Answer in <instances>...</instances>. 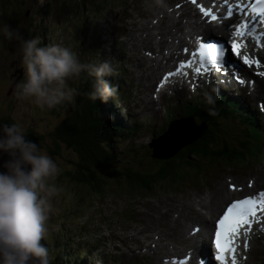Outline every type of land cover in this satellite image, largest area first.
<instances>
[{
	"label": "rangeland",
	"instance_id": "rangeland-1",
	"mask_svg": "<svg viewBox=\"0 0 264 264\" xmlns=\"http://www.w3.org/2000/svg\"><path fill=\"white\" fill-rule=\"evenodd\" d=\"M31 2L32 0H4L3 5L2 1L3 7H0V24L6 23L10 28L18 29L24 38L25 35L30 32V28L33 29L34 27L36 36L41 38L43 44L60 43L63 46L68 47L82 62L97 63L99 61L108 60L114 69H118L121 72L127 68V71H124L126 77H124L121 73L127 84L135 73L132 72L131 65L126 66L123 63L124 59H119V56L116 55V48L118 45L117 43L124 40L131 48L132 41L130 38L132 37V34H135L136 41L134 42L133 49L129 52L134 56L135 54L137 55V53L145 54L142 51L138 52V49L134 51L136 47L140 48L141 41L143 44L150 42L149 44L155 46L154 41L149 38H143L145 32L143 31V27L139 26L137 22H146L147 20L154 21V12L158 9L159 3H162L161 0H34L36 5L35 9L40 11V14L35 15V17L32 16L30 8L27 11L29 3ZM181 2L184 1L177 0V4H182ZM45 5H47L46 8H44ZM170 8H174V6H171ZM44 10L47 11L44 12ZM142 14H145L146 16L144 17ZM58 22H60L59 25L57 24ZM166 22L167 21L164 17V19H162L161 25H159V28H167V25H165ZM105 29L108 31V33L105 31ZM154 32H156V29ZM154 32L151 37L152 39L153 35L155 34ZM169 33H171V31H169ZM33 36L35 35L33 34ZM79 40H81V45L77 46ZM126 54L127 52L124 55ZM11 60H20L17 42H9L0 36V119H10L26 133L29 132L28 129L35 132L38 137L37 143L39 142L38 145L40 144L39 147L41 151L46 152L49 156H51L61 170L60 174L54 181L56 186L61 189V191L57 196L52 198L53 208L49 213V218L45 224L46 234L43 241L45 244H52L54 242L53 232H59L62 228L65 231H60V236L64 237L63 233H76L75 236H73L74 241L76 238L80 239L82 244L91 245L93 250L97 249V251L92 253V257L94 259L99 258L100 263H102V261L104 262L105 252H109L112 254V256H116V264H130L127 256L123 257L124 254L121 255V253L111 249L113 242L106 246L107 243L103 236H106L108 228L114 230V234L120 238L123 235H130L134 232V229H141L144 226H136L141 224L140 221L143 220L144 224H147L148 221L152 219L151 217L156 214L155 212L158 205L157 200L159 198L163 207L162 211L164 212L166 210L162 201L164 195H172L171 193H176L173 196L181 199L184 197L185 193L191 197L195 193L206 192L211 189L208 188V186L205 188L201 186L206 185L208 182V180H205L202 177V171L199 175V179V176H195L193 174V169L187 168L185 171L188 173L184 176H182L184 171L179 172V169L176 168L175 180L167 182L158 180L155 184L151 185L149 190H143L144 186L140 181H136L135 185L132 186L127 182L125 183L120 181L118 184L117 182L107 180V177H103L102 181L106 180L108 185L103 187L104 193L102 195L100 194L98 197L95 190H91L86 185L78 184L72 181L68 177L69 174L67 173V170L72 167V163L76 159L75 153L69 148H66L62 142L57 141L55 139L56 137L53 138V133L57 127V124L68 115L67 104L65 103L66 106L60 107L59 109L57 108L58 111L55 109L49 111L47 108L38 107L33 102L32 98H21L18 94L13 97L15 93L13 94L11 89L15 83L12 82H17L19 79H21L22 75L18 72L17 74H20V77L19 75L16 78L14 76L10 77L11 72L16 71L9 68L5 69L6 62L9 64V61ZM143 60L146 62V65L148 63L147 67L150 69L149 73L147 76L141 75V82L139 83L135 82L136 79L134 77L133 83H135L139 89L141 88L140 90H142L143 86L145 87V85L148 87L146 89L147 92L142 95V97L147 99L150 97V95L152 97V85L154 81L157 80L158 76L160 77L162 68L160 67L159 63L160 69L156 70L155 75H153L150 68V65L153 64V61L145 57ZM19 71H21L23 74L24 70L22 68ZM72 80L73 78L69 79V83L67 84L68 87H70ZM225 87L226 86L224 85L218 86V88ZM201 89H205V87L203 86ZM14 91L18 90L15 88ZM182 91L184 90L177 91V93ZM198 91H196L195 95L201 96ZM187 94L190 93L187 92ZM168 95L171 97V94L168 93ZM112 98L115 99V96ZM121 101L122 100L115 102V104L121 106V108L124 104L131 103L129 101L122 103L123 101ZM138 101L140 105L138 110L134 109L136 112L140 110V106L151 107L152 112L148 114L150 117L147 116V118L151 120V126H146L144 121L138 122L136 124L137 127L134 129L137 134L134 133L132 134L133 136L130 137L122 136V139L120 140V147H115V156L117 155L118 157V167L124 169L127 168L128 173H131L132 170H134L132 165L139 166L141 168H139V170L142 172L149 170V172H147V174L142 177L143 182H149L153 180V178L156 179V174L160 166H163V164L170 161L172 155L168 158L151 157V145L156 144L158 140L156 139L153 141L155 143L150 144L153 140L150 138V128L152 126L155 127L156 123H162L164 121L163 116L166 112L164 111L163 114L161 109H159V105L157 103L158 101L153 100V97L152 101L150 100V103L141 102L140 100ZM179 103V100L178 102L173 101V112L178 116H182L186 111V106H182ZM9 107L12 109L7 110ZM117 109L118 111H113L111 116L115 124H121V112L124 113L126 117L127 115L129 117L131 114H133V111L129 109V107H126L125 109L122 108V110L117 107ZM44 110L48 111L45 113ZM224 110L226 112L231 111L233 113V109L224 107ZM158 114H162V116L160 117ZM171 121L172 120L169 118L166 119V124L169 125ZM179 121L181 120H178L177 122ZM181 125L184 126L183 129L185 131H190L189 127L190 125L192 126L190 121L183 122L177 126L180 127ZM224 131H228L236 135V137L228 139L224 134L225 138L229 142V145L231 147L237 148L240 135L238 134V131L240 133V130L238 128L230 130V128L225 127ZM144 134H146L145 137L142 136ZM191 135L192 133L190 132L189 136ZM163 136H173L171 137V139H173L175 136L180 137L181 133L178 131L176 126H171L163 134ZM200 136H198V138ZM215 144L213 150H215ZM187 145L188 144H185L179 146L178 148H181L183 151H185ZM47 146H50L52 150H55L54 153H49ZM176 151H179V149ZM189 156L190 161L188 163L192 165L191 161H196L193 164L195 168L199 169V164L204 166H202V168L204 171H206V177L209 175V168H216L217 170L213 173L214 175L211 177V179L213 178V181H216L217 184L220 183L222 176L227 177L225 179L235 178V181H238L239 184L246 179H242V177L245 176L242 174H248V172L250 174V172H253L254 169L261 168V166H259L261 162L257 161L256 167H252V170L249 168L245 169L244 167L241 169V163L244 162V160L245 162L248 161L249 155L247 151L244 158L241 156H236L235 158H230V160L227 162L220 163L216 161H210L208 165L207 160L204 162L197 160V156H192L190 154ZM120 158L122 161L119 160ZM207 158L211 160L213 159L209 154H207ZM251 158H256L254 153L252 154ZM172 161L174 160L172 159ZM262 162H264V160H262ZM232 164H237L238 167H234ZM196 172L197 170H195V173ZM230 179L228 180L230 181ZM159 183L161 186H159ZM251 191L252 190L248 192ZM146 192L151 193L147 194ZM151 199L152 201H150ZM139 202H141V206L139 204L137 209L138 211H134L135 206ZM203 208H206V210L211 212L218 208V203L213 206L210 205L208 208L205 206ZM100 209H102L101 213L99 212ZM112 211H114V213H112ZM59 212L62 214L67 212L64 223H61L59 218L55 217L57 215L56 213L59 214ZM164 215L167 216L166 214ZM136 217L142 220H135ZM209 217L210 215H207V218ZM158 219L160 220V218ZM188 219H190L191 222L193 221V223L200 221L199 219L194 218V216H189ZM165 224L168 225V223ZM125 226L129 228L124 229L123 227ZM168 231H170V229H168ZM151 234L152 232L148 233V236H151ZM173 237L175 238L174 232H171L170 238L174 239ZM178 237L180 238V236ZM124 242L129 243L125 246L126 248L124 249L123 246H121V243H119L121 248L118 247L117 249L120 252L124 250L128 254L129 246L135 245L131 240H124ZM146 243H148V241H146ZM175 243L178 244L179 242L176 241ZM99 246H101L100 249ZM105 247H108V250H106ZM176 248L177 246L173 248V246L169 245L167 255L177 254ZM249 248L250 250L246 254H243L242 258H240V262L243 263L245 261L246 264H264L263 261L260 260L261 253H264V239L261 240L260 245L257 242V239H254ZM154 251L157 252L158 249L154 248ZM159 254L165 256V253H163L161 250H159ZM118 256L120 257V260H117ZM137 256L140 257V260H143L147 257V254H138ZM88 260L90 261L91 257ZM141 262L144 264L143 261ZM154 264L160 263L154 259ZM161 264L163 263L161 262Z\"/></svg>",
	"mask_w": 264,
	"mask_h": 264
},
{
	"label": "bare ground",
	"instance_id": "bare-ground-1",
	"mask_svg": "<svg viewBox=\"0 0 264 264\" xmlns=\"http://www.w3.org/2000/svg\"><path fill=\"white\" fill-rule=\"evenodd\" d=\"M183 1L184 2H181L182 4H177V0H161L162 3H159L158 9L154 12V17H155L154 21L147 20L146 22H143V21L137 22L139 26L143 27V31L145 32L143 35V38L151 39L152 41L155 42V46L149 44L150 42L147 44H143V42L141 41L140 48L136 47L134 51L138 49L139 50L138 52L142 51L145 54L137 53V55L135 54V56L136 57L138 56L141 59L145 57L153 61V64L150 65L153 75H155L156 73L155 71L160 69V67L162 69L163 68L166 69L167 67H173L176 61H180L181 58L183 57L182 48H189L190 45L195 41V36H202V35L207 36L208 33L210 32L212 33L214 31L213 35H217L215 33H220V34L228 35L230 36V38H232V34L235 33V28L232 25V20L233 18L237 19L238 17L236 16H232L229 18L227 17L229 13L233 10L236 0H183ZM237 5L240 8L242 7L243 9V5L245 6V1L241 3L238 0ZM35 6L36 5H35L34 0H32V2L28 6V8H30L32 16L34 17L35 15L40 14V11L36 10ZM171 6H174V8H170ZM142 16L145 17L146 15L142 14ZM164 17L167 21L165 24L167 25V28L165 27L159 28V25H161L162 19H164ZM256 20L258 21L259 24H261L260 26H262L259 29V33L264 34V18L257 17ZM59 23L60 22H58L57 24L59 25ZM155 29H156V32H154ZM29 31L30 32L28 33L27 39H31L36 36V33L34 34L35 36L32 35L31 28ZM169 31H171V33H169ZM153 32L155 34L153 35V39H152L151 37H152ZM236 39L237 40L240 39L239 35H236ZM247 43H248V40H247ZM250 44L252 43L249 42V45ZM79 45H81V40L78 41L77 46ZM259 45H260L259 47L252 45V48L254 49L253 54L256 55V57L251 55L252 59H250L249 64L247 66L244 65L245 67L239 70L240 75H238L237 79H233V81L232 80L230 81L227 77L224 80L225 81L224 84L226 85L229 82L233 84H238L240 87L244 88L246 90V96L249 98V100L243 99V95L241 96V98H236V100L239 103H242L245 106L243 112L241 109L236 107L235 109H237L238 112H234L235 114H233L231 111H227L225 114H218L217 116L218 124H216V126L219 129H221V130L218 129L220 133L216 132L217 134L220 135L221 133H223L222 130H224L225 127L230 128V130H233L236 128L240 130V133L238 131V134H240L239 139H238V147L237 148L231 147L227 139H220L216 144L213 143L215 144V150H213L214 145H211V148H210L213 151H217L219 155L215 156L209 152H200L199 154L195 156H197V160L204 161V162L205 160H207V165H208L210 161H216L220 163V162H227L230 160V158H235L236 156H241L244 158L246 151H247L249 155L248 161L245 162L244 160V162L241 163L242 164L241 169H243L244 167L245 169L249 168L250 170H252V167L253 168L256 167L257 161L261 162V164L259 165L261 166V168L254 169V171L253 172L251 171L250 174L249 172L248 174H242V175H245L242 177V179L244 178L246 179L239 184H238V181H235L236 180L235 178H232V179L228 178L230 179L229 181L228 179H225L227 177H223V176L220 179V183L217 184L216 181H213V178L211 179V177L214 175L213 173L217 170L216 168L214 167H212L211 169L209 168L210 172H209V175L206 177L205 176L206 171H204V169L202 168L203 165L201 166L199 164V169H197L193 165L196 161H191L192 165L190 168L193 169V174L195 176H199L202 171V177L205 180H208V182L206 183V185H201V186L203 188L208 186V188H211L210 190L206 192L195 193L191 197H189L185 193L184 197H182L181 199H178L177 197L173 196L176 193H171L172 195H164L162 199L164 203V207L166 208L164 212L162 211L163 207L160 203V198H159L157 200L158 205H157L156 212H155L156 214H154L151 217L152 219L149 220L147 224H144L142 219H139L138 217H136L137 219L135 218V220H142L140 221L141 224L136 225V226L144 225L141 229H134V232L132 234L127 235V236L123 235L120 238L114 234L113 232L114 230H112L111 228H108V232L106 233V236H103L104 240L107 243L106 246L110 244L111 242H113L112 243L113 246L111 247V249L116 250L118 253H121V255L124 254L123 257L127 256L130 264L135 263V259L140 260V257L137 255L144 254V253L147 254V257L143 260H140V261H143L144 264H154V259L157 260L161 264V262L166 261L169 245L173 246V248L177 246L176 248L177 254L175 255L177 258L185 257V254L189 249L190 239L194 237V236L190 237L189 232L192 235L195 231V226H199L200 229H202L203 224L205 225V227H209L212 219L217 214L223 211L225 204L231 200L230 198L232 196L239 194L241 190H254L256 186H259L260 184L264 185V162H262V160H264V126L260 123L258 119L261 116L264 118V76L260 75V73H264V38L260 39ZM122 52L123 54L126 53L124 51ZM159 63H160V67H159ZM125 70L127 71V68H125ZM191 72L193 71L191 70ZM23 74H24V71H23ZM203 79L205 80L204 77ZM241 81H243V83H241ZM197 82H192L193 90L198 89V86L196 85ZM68 83H69V79L66 80V84ZM201 83H204V82H201ZM77 85H78V80L76 77H73L70 88L75 89V86ZM15 88H16V85L13 86V89ZM187 89H189V87ZM180 90H183V89H176V90L172 89L171 91L173 94H175L177 93V91H180ZM218 97L229 102V98L223 94H218ZM150 100H151L150 97H148L147 99H145L144 97H141L140 99L141 102H149V103L151 102ZM181 101L184 102V100H181ZM69 104L73 105V102ZM128 104L131 107L138 110V107L135 103L131 102ZM62 105L63 103L55 106L52 109L57 110V108L59 109L60 107H62ZM97 106L99 108L98 110L101 111V114L103 116L106 114L108 115V116L106 115L105 121L107 124H112L113 126L112 128H114V125H115V128L118 129L119 131L123 129L132 130L129 124H127L126 121L124 122L123 119L120 125L115 124L111 116H112V112L113 111L117 112L118 109H117V105L112 103L110 99H108L105 102H102L99 100V103L97 102ZM126 107H129V106H127L126 104L122 106L123 109H125ZM119 108L120 110H122L121 106ZM246 108L250 110L246 111ZM10 109L12 108L10 107L7 108V110H10ZM52 109H48V110L52 111ZM48 110H44V112L46 113ZM106 110H108V112H106ZM150 112H152L151 107H147V106L141 107L140 106V110L138 112H134L129 117L130 118L135 117L136 115L146 116ZM200 115L201 113L195 110H192L188 116L180 115L177 117H171L169 115H164L163 116L164 121L162 123H156L155 127L152 126L150 128L151 129L150 138L153 139L150 144L155 143L153 141H155L156 139L159 140L161 137H164L163 134L171 126H176L178 131L181 133V135L183 136L189 135L190 131L188 130L185 131L183 129L184 126L182 125L180 127L177 126L178 124H182L183 122L190 121V123L192 124V127L202 125V126H205V129H206L205 121H202L201 123L198 122V119H201ZM158 116L161 117L162 114H158ZM168 118L172 120L169 125L166 124V119ZM210 119H213V116H211ZM6 120L7 122H4V119L3 121L0 119V122L6 123V124H14L10 119H6ZM178 120H181V121L177 122ZM201 120H204V119H201ZM145 125L151 126V122L145 120ZM211 126L213 125L211 124ZM28 130L29 132L35 133L31 131L30 129ZM130 132L131 131H129V133H125L122 135H125V137L133 136L132 133L130 134ZM135 134H137L136 131H135ZM35 135L37 136L36 133ZM142 136L145 137L146 134ZM121 139L122 138H120V140ZM170 140L172 139L170 138ZM195 141L196 140L189 142L187 144L188 145L193 144V142ZM120 143L121 142H119V144ZM161 143H164V142L161 141ZM156 144H159V142H156ZM153 145L154 144H152L150 148L151 157L168 158L169 156H171V154L169 153L170 151L168 152L159 151V155H156V153H154ZM188 145L186 146V148L188 147ZM177 149H179V152L183 151V149L181 148H177ZM221 153H222V156H221ZM253 153L256 156V158L254 159L251 158ZM207 154H209L213 159L212 160L208 159ZM189 164L190 163H188L187 165ZM233 166L238 167L237 164H234ZM195 170H197L196 173H195ZM211 170H214V171H211ZM175 175L176 173L173 174V176ZM199 179H200V176H199ZM158 180H156L155 183ZM248 183H251V185H248ZM159 186H161L160 183H159ZM143 190H149V189L144 188ZM197 191H200V190H197ZM146 193L148 194L151 192H146ZM100 194L102 195L103 193L97 194V197ZM154 194L157 195L156 193ZM150 201H152V199ZM217 203H218V208H216L214 211L210 212L206 210V208L205 209L203 208L204 206L208 208L210 207V205L213 206ZM139 204L141 206V202H139L135 206L134 211H138L137 209H138ZM99 212L101 213L102 209H100ZM56 214L57 215L55 217L59 218L61 223H64L67 212H64L63 214L59 212V214L58 213ZM164 214H166L167 216H165ZM207 215H210V217L207 218ZM189 216L191 217L194 216V218H197L200 221L196 224H193V222H191L190 219H188ZM157 217L160 218V220ZM165 223H168V225H166ZM123 228L128 229L129 227L125 226ZM168 229H170V231H168ZM60 231H65V230L61 228ZM150 232H152V234L151 236L150 235L148 236V233ZM171 232H174V235H175V238L173 237L174 239L170 238ZM75 234L72 233V235L74 236ZM178 236H180V238ZM199 236H200V230L196 231V237H199ZM124 240H131L133 241L135 245V246H129L128 254L124 250L120 252L117 249L118 247H120L119 243H121V246H123L124 249L126 248L125 246L128 245L129 243L124 242ZM146 241H148V243H146ZM176 241H178L179 243L178 244L175 243ZM75 242L79 243L80 239L76 238ZM197 242L198 244L194 247V252L195 251L197 252L199 250L198 247L204 248L202 241L198 239ZM62 244H64V242H62ZM100 248L101 246H99V249ZM154 248H157L158 251L155 252ZM105 249L108 250V247H105ZM159 250L165 253V256L160 255ZM95 251H97V249H94L93 253ZM89 254H90V257L96 262L95 264H116V260H115L116 256H112V254L109 252H105L104 262L102 261V263L99 262V258L94 259L92 257V252H89ZM119 256L117 257V260L118 259L120 260ZM194 257H196V254L194 255ZM238 258H241V256L238 255L237 259ZM213 262L215 261L213 260ZM164 264H175V263H170L169 261H166Z\"/></svg>",
	"mask_w": 264,
	"mask_h": 264
},
{
	"label": "clouds",
	"instance_id": "clouds-1",
	"mask_svg": "<svg viewBox=\"0 0 264 264\" xmlns=\"http://www.w3.org/2000/svg\"><path fill=\"white\" fill-rule=\"evenodd\" d=\"M0 36L18 45L24 80L17 83V94L32 98L38 107L72 103L78 93L66 80L82 73L95 78L88 99L105 102L115 96L116 86L101 79L114 74L108 60L82 62L68 47L42 44L39 36L25 39L6 23L0 24ZM204 102L208 114L216 115L217 96L205 93ZM0 154L7 157L0 162V264H50L49 250L41 241L52 198L61 191L54 183L61 170L16 124H0Z\"/></svg>",
	"mask_w": 264,
	"mask_h": 264
},
{
	"label": "trees",
	"instance_id": "trees-1",
	"mask_svg": "<svg viewBox=\"0 0 264 264\" xmlns=\"http://www.w3.org/2000/svg\"><path fill=\"white\" fill-rule=\"evenodd\" d=\"M2 1L4 5V0H1L0 7L2 6ZM46 7L47 5L44 6V8ZM46 11L47 10H44V12ZM33 34H35L34 29H32V35ZM27 37L28 34L25 35V39H27ZM76 78L78 80V85L75 86V90L78 94L75 96L73 105L66 103L68 106V115L62 119L55 128L53 138L56 137L55 139L57 141L62 142L66 148H69L76 155L72 167L67 170L69 174L68 177L78 184L86 185L91 190H95L97 194L104 193L103 187L108 185L106 180L102 181L103 177H107V180L117 182L118 184L120 181L127 182L132 186L135 185L136 181H140L143 183L145 189H149L158 179L162 182H167L168 180L173 181L175 180L173 174H175L176 168L179 169V172L184 171L182 176L188 173L185 171L186 168L191 169L189 168L191 164L187 165L190 161L189 154L195 156L200 152H209L217 156L219 155L218 152L210 149L211 145H214L213 143H216L220 139L236 137L234 133L224 130H222L224 133L220 134L222 138L217 134L220 133L219 130H221L216 126V124H218L217 116L218 114L226 113V111H224V107L227 104L226 102L217 97L216 115H209L206 111L207 105L204 99H200L199 101L193 100L189 102V104H186L188 109L186 113L189 114L192 110L200 112V118L204 120L198 119V122L201 123L205 121V131L193 142V144H189L185 151H178L176 156L172 158L174 161L170 159V161L163 164V166H160L156 174V179L153 178V180L149 182H143L142 177L145 176L149 170L142 172L139 170V166L132 165L134 170L128 173L127 168L118 167V157L117 155L115 156V147H120V138L125 136L122 134L129 133V131H131L130 134H133L135 131L133 129H123L119 131L115 128V125L114 128H112V124H107L105 121L107 114L103 116L101 111L98 110L97 102L99 103V99L91 101L87 97V93L91 91V86L93 82H95V78L87 75V73H82ZM66 104L63 103L62 107L66 106ZM106 112H108V110H106ZM211 116H213V119H210ZM4 122H7V120L4 119ZM211 124L213 126H211ZM47 150L49 153H54L55 151L52 150L50 146H47ZM119 160L122 161L121 158ZM61 232H54V242L52 244H45L49 250L50 264L96 263L92 258L90 261L88 260L90 259L89 252L93 253L92 246L84 245L81 242L76 243L73 239L74 235L69 233H63L64 237H62L60 236ZM62 242H64V244H62Z\"/></svg>",
	"mask_w": 264,
	"mask_h": 264
},
{
	"label": "snow or ice",
	"instance_id": "snow-or-ice-1",
	"mask_svg": "<svg viewBox=\"0 0 264 264\" xmlns=\"http://www.w3.org/2000/svg\"><path fill=\"white\" fill-rule=\"evenodd\" d=\"M254 16L258 15L261 18H264V0H255V3L251 8ZM205 47V46H202ZM210 53H214L216 57L223 56V52L220 51L215 45L206 46ZM238 45L232 44V51L237 52ZM203 56V53H201ZM244 63L248 64L249 61L247 58L244 59ZM261 76H264V73H260ZM243 83V81H241ZM260 203H264V193H261ZM257 201L252 198H246L244 200L233 201L224 212V215L216 221V238L213 241L217 247L218 254L216 256L217 260L223 262L222 253L229 248V242L227 240V235L229 232H235L236 226L241 221H246L247 217L255 214Z\"/></svg>",
	"mask_w": 264,
	"mask_h": 264
},
{
	"label": "water",
	"instance_id": "water-1",
	"mask_svg": "<svg viewBox=\"0 0 264 264\" xmlns=\"http://www.w3.org/2000/svg\"><path fill=\"white\" fill-rule=\"evenodd\" d=\"M0 124H6V123L0 122ZM204 130H205V126L198 125V126L192 127L190 125V132L192 133L191 136L189 135L188 136L181 135L180 137L175 136L172 140H170V138L173 136L162 137L157 141L159 142V144L153 145L154 153H156V155H159V151H164V152L170 151V154L174 155L177 152L176 150L179 146L185 145L189 143L190 141L196 140L198 136H200V134L204 132ZM26 139L34 143H37L38 137L35 135V133L29 132L26 134ZM161 141H166V142L161 143ZM5 159H7V157L3 154H0V162H3ZM0 171H3V169L0 168ZM41 243H44V242L41 241Z\"/></svg>",
	"mask_w": 264,
	"mask_h": 264
},
{
	"label": "flooded vegetation",
	"instance_id": "flooded-vegetation-1",
	"mask_svg": "<svg viewBox=\"0 0 264 264\" xmlns=\"http://www.w3.org/2000/svg\"><path fill=\"white\" fill-rule=\"evenodd\" d=\"M29 9V8H28ZM27 9V10H28ZM1 67H2V65H1ZM7 68H9V69H12V70H16V71H12L11 72V75H10V77H13V76H18L19 75V77H20V74L22 75V77H21V79H19V81L18 82H23V77H24V75L21 73V71H19L21 68H22V64H21V61L20 60H11V61H9V64L6 62V67H5V69H7ZM20 73V74H17V73ZM9 77V78H10ZM18 82H12V83H15L14 85H17L16 83H18ZM11 91L13 92V97L14 96H16V94H17V91H14V89L12 88L11 89Z\"/></svg>",
	"mask_w": 264,
	"mask_h": 264
}]
</instances>
